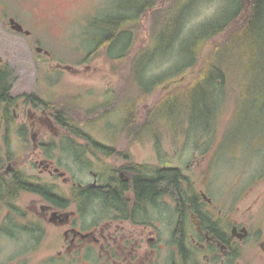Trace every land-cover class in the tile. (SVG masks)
I'll return each mask as SVG.
<instances>
[{"label": "rangeland", "instance_id": "obj_1", "mask_svg": "<svg viewBox=\"0 0 264 264\" xmlns=\"http://www.w3.org/2000/svg\"><path fill=\"white\" fill-rule=\"evenodd\" d=\"M180 1L156 0L153 11L132 21L134 51L149 45L162 19L173 15V9H178ZM239 3V0H188L183 10L185 22L180 39L198 33L222 11L220 20L229 19L238 11ZM125 5L128 0H0V68L7 69L6 84L18 97L14 107L15 120L9 131L0 109V153H8L17 169L29 178L56 183L64 190H70L72 183L66 184L59 175L41 174L39 160L52 158L74 181L81 178L92 181L93 175L83 171L81 162L76 161L79 145L87 139L82 136L85 131L121 150L128 149L130 142L129 148L136 161L152 162L159 150L166 155L164 151L168 149L189 174L198 172L201 176L209 165L214 196L228 213L250 229L251 236L244 243L243 263L264 264L261 247L264 241V69H261L264 54L258 60V51L254 48L247 49V55L242 49H234L236 62L230 64L229 85L221 89L223 101L216 110L219 121L210 123L208 130L217 131L211 142L198 140L204 136L203 126H192L187 119L181 125L178 113L172 119L159 118L158 135L136 136L128 132L125 122L129 112L125 97L135 89L131 64L126 60V75L122 78L114 71L113 65H118L115 59L100 51L91 56L99 39L95 23L109 14L124 12ZM12 17L31 33L14 30L10 25ZM126 26L128 28V23ZM223 36L219 35L216 41L222 42ZM195 41L196 46H200L203 37ZM214 41L209 40L200 49L197 64L202 63ZM37 47H42L43 51H38ZM179 48L178 40L173 50L155 56L148 65L146 75L161 78H158V87L140 104L138 117L131 123L136 126L133 129L143 128L147 108L153 102L151 97L165 94V84L184 79L174 82L172 89L196 79L200 66L179 69L189 61L187 57L179 59ZM117 51L115 46L112 53L117 54ZM65 94L78 96L83 106L81 111L89 107L94 109L93 113L87 112L84 120L89 118L88 122L76 126L83 133H74L71 127L64 126L56 118L53 111L44 108L46 101H58ZM214 95L215 92L210 97ZM236 95L241 100L239 109H235ZM174 128L176 132H173ZM137 137L141 142H135ZM153 137L160 140L159 147L154 146ZM174 142L178 151H174ZM209 144L210 150L205 153ZM9 157L4 161L5 169ZM114 161L120 163L122 160L115 158ZM104 163L92 161L97 168ZM32 199H38L37 195L22 192L18 203L25 205ZM8 214L7 208L2 209L0 220L7 219ZM1 237L2 243L9 241L7 235Z\"/></svg>", "mask_w": 264, "mask_h": 264}, {"label": "flooded vegetation", "instance_id": "obj_2", "mask_svg": "<svg viewBox=\"0 0 264 264\" xmlns=\"http://www.w3.org/2000/svg\"><path fill=\"white\" fill-rule=\"evenodd\" d=\"M157 126L143 124L139 130L128 124V132L155 136ZM82 136L87 139L77 147L76 161L93 175L92 181H74L54 159L45 157L39 160L41 174L59 175L72 183L70 190L24 173L31 183L44 187L22 191L38 197L22 205V192L5 199V188L0 187V211L7 208L9 213L0 220V264H244L250 229L214 196L209 165L201 176L189 174L168 149L166 155L159 150L152 162L136 161L130 142L121 150L86 131ZM152 140L159 147L160 140ZM8 157L0 153V174L12 180L18 169L10 157L5 169ZM115 158L122 161L116 163ZM95 160L105 163L97 168L92 165ZM244 228L248 231L242 237ZM1 235L9 241L2 243Z\"/></svg>", "mask_w": 264, "mask_h": 264}, {"label": "trees", "instance_id": "obj_3", "mask_svg": "<svg viewBox=\"0 0 264 264\" xmlns=\"http://www.w3.org/2000/svg\"><path fill=\"white\" fill-rule=\"evenodd\" d=\"M239 1L238 11L229 19L220 20L223 17L222 11L216 18L207 22L198 33H191L184 39H180L185 22L183 16L185 11L183 10L188 3V0H181L178 9H173V15H166L162 19L149 45L136 51L133 48L132 21L149 11H153L157 3L156 0H128L124 12L109 14L101 19L99 26H97L101 39L98 40V44L91 51V56L93 57L101 52L115 59L114 61H117L118 65L114 64L115 67L113 65L114 71L118 72L122 78H125L126 75V60L133 69L131 75L135 89L125 97L128 102L127 111H129L125 118L126 124L135 122L134 118L138 117L137 111H139L140 104L152 94L160 82L158 78L161 77L146 75L148 65L151 64L155 56L173 50L179 40V59L189 58L187 59L189 61L185 65H180L179 69L200 66L196 79L185 84L182 83L172 89L170 87L174 82H181L184 79L173 80L165 84L163 87L165 94L157 98L151 97L153 102L149 103L150 106L147 108L144 123L148 125L155 124L159 122V118L172 119L171 117L178 113L181 125L187 119L192 126H203L202 134L204 136L198 140L209 143L212 139H215L214 134L217 131L208 130L211 127L210 123L213 125L217 119L219 121L216 110L219 109L223 101L222 95L224 92L221 89L225 85H229V78L231 77L230 64L236 62L235 55H233L234 49H242L247 55L246 50L254 48L258 51V60L263 58L264 54V0ZM177 12L180 13L177 15ZM126 23H128V28ZM221 34L224 35L223 40L217 42L216 39ZM199 37H203V41L200 46H196L195 40ZM209 40H215L214 45L203 57L202 63L197 64L199 51ZM115 46L119 50L117 54L112 53ZM254 54L257 56L256 53ZM261 69H264V66H261ZM7 77V69L0 68V109L3 111L2 118H4L5 123L11 125L15 120L14 107L18 97L11 93V88L6 84ZM213 91L215 95L211 98L210 95L214 94ZM117 92V94H120V91ZM33 97L37 98L35 95ZM235 98V109H239L241 100L238 95ZM44 104L46 111H53L56 118L63 125L71 127L76 134L83 133V130L76 126L81 122L89 121V118L84 120L87 112H94V109L90 107L85 108L86 111H81L83 106L80 104L78 96L72 94L62 95L58 101H46ZM234 116L235 114H233ZM212 142L214 144L215 140ZM210 146V144L207 145L205 150H209ZM137 181L139 182L138 187L140 189L144 188L143 179L139 177ZM1 186L5 188L3 193L5 199L14 198L19 192L25 190L35 192L44 187L31 183L21 170H16L12 180L6 179L5 176L3 177L0 174Z\"/></svg>", "mask_w": 264, "mask_h": 264}, {"label": "water", "instance_id": "obj_4", "mask_svg": "<svg viewBox=\"0 0 264 264\" xmlns=\"http://www.w3.org/2000/svg\"><path fill=\"white\" fill-rule=\"evenodd\" d=\"M10 25H11V27H12L14 30H17V31H19V32H25L26 34H30V33H31L30 30L25 29L24 26H23L20 22H18L16 19H14V17L10 18ZM36 49H37L38 51H43V48H42V47H37ZM46 52H48V51H46ZM64 174H65V173H62V175H64ZM243 231H244L245 233L242 235V237H243V236H246L248 229H247V228H244Z\"/></svg>", "mask_w": 264, "mask_h": 264}]
</instances>
